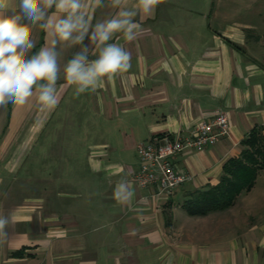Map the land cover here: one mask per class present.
<instances>
[{
	"label": "crops",
	"instance_id": "1",
	"mask_svg": "<svg viewBox=\"0 0 264 264\" xmlns=\"http://www.w3.org/2000/svg\"><path fill=\"white\" fill-rule=\"evenodd\" d=\"M115 11L109 6L90 14L95 23ZM142 29L133 42L115 35L113 42L131 52V67L95 91L77 97L62 78V98L52 111L35 100L0 107V217L8 220L0 230V264H264V169L229 209L203 217L184 209L190 193L220 181L225 163L240 156L254 128L264 137V13L256 0H161ZM33 39L35 53L45 33L37 28ZM79 50L60 45L61 77ZM73 109L83 122L69 129ZM59 110L50 130L81 136L89 150L95 187L82 208L75 204L82 192H58L53 201L44 188L13 198L18 190L11 181L21 168L14 164L24 165ZM217 112L226 114L229 133L173 159L187 179L172 195L131 181L139 169L138 144L189 134ZM121 178L134 190L131 204L112 198Z\"/></svg>",
	"mask_w": 264,
	"mask_h": 264
},
{
	"label": "clouds",
	"instance_id": "2",
	"mask_svg": "<svg viewBox=\"0 0 264 264\" xmlns=\"http://www.w3.org/2000/svg\"><path fill=\"white\" fill-rule=\"evenodd\" d=\"M161 0H0V107L24 106L38 101L43 109L54 110L62 93L58 82L74 86V95L100 87L105 78L127 72L132 54L118 42L117 33L133 42L142 25L154 17ZM115 8L108 18L93 23L96 9ZM45 33L44 44L35 53L33 32ZM80 46L63 65L60 45ZM95 57L94 59H90ZM63 87V85H61ZM135 193L131 183L121 178L112 198L131 204ZM8 224L0 217V230Z\"/></svg>",
	"mask_w": 264,
	"mask_h": 264
},
{
	"label": "rangeland",
	"instance_id": "3",
	"mask_svg": "<svg viewBox=\"0 0 264 264\" xmlns=\"http://www.w3.org/2000/svg\"><path fill=\"white\" fill-rule=\"evenodd\" d=\"M257 8L264 13V0H256ZM62 110V108L60 109ZM51 121L48 130H45L43 135L38 139L33 148L28 152L27 148H17V155H23L27 150V158L24 165L22 162L14 164L19 172L15 179L11 181L12 187L18 190V193L13 196L20 198L25 193L40 194L44 188H49L53 196V201L57 200L56 193L82 192L85 194L83 200L75 201L80 208L84 207L89 200V190L95 187L93 184L94 178L90 175V167L87 159L89 150L84 145L85 141L81 140L75 132V136L65 134H57L50 130L59 120V112ZM77 109L70 110L68 115V128L74 129L82 124L83 119L81 114L74 113ZM70 134V133H69ZM264 173L259 181L262 182ZM260 187V185H259ZM19 192L21 194H19ZM25 192V193H24Z\"/></svg>",
	"mask_w": 264,
	"mask_h": 264
},
{
	"label": "built area",
	"instance_id": "4",
	"mask_svg": "<svg viewBox=\"0 0 264 264\" xmlns=\"http://www.w3.org/2000/svg\"><path fill=\"white\" fill-rule=\"evenodd\" d=\"M230 125L225 113L217 112L209 121L196 123L189 134L155 136L136 146L139 169L131 181L141 188L156 186L157 194L172 195L187 175L178 169L173 159L182 151H203L229 133Z\"/></svg>",
	"mask_w": 264,
	"mask_h": 264
},
{
	"label": "trees",
	"instance_id": "5",
	"mask_svg": "<svg viewBox=\"0 0 264 264\" xmlns=\"http://www.w3.org/2000/svg\"><path fill=\"white\" fill-rule=\"evenodd\" d=\"M242 144L244 149L240 156L225 163L216 185L190 193L184 203L188 215L203 217L229 209L242 193L254 187L259 172L264 169V137L254 128Z\"/></svg>",
	"mask_w": 264,
	"mask_h": 264
}]
</instances>
